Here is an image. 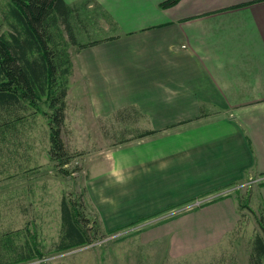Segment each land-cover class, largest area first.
<instances>
[{"label": "crops", "instance_id": "0c3cea01", "mask_svg": "<svg viewBox=\"0 0 264 264\" xmlns=\"http://www.w3.org/2000/svg\"><path fill=\"white\" fill-rule=\"evenodd\" d=\"M63 1L97 8L124 29L81 43L97 42L72 61L97 117L114 114L139 130L112 146L88 178L105 230L249 180V207L263 206L264 0H180L167 9L159 7L165 0H144L152 17L142 22L116 12L121 0ZM130 2L140 8L142 0ZM205 206L149 235L166 236L176 254L216 244L236 228L237 200Z\"/></svg>", "mask_w": 264, "mask_h": 264}, {"label": "rangeland", "instance_id": "374dc122", "mask_svg": "<svg viewBox=\"0 0 264 264\" xmlns=\"http://www.w3.org/2000/svg\"><path fill=\"white\" fill-rule=\"evenodd\" d=\"M9 1L0 0V34L12 30L8 23L12 20L4 18ZM116 12H122L123 18L126 15L141 22L152 17L151 8L144 0L140 8L130 0H121V11L117 8ZM78 15L80 21L76 20L74 33L79 44L124 30L117 25L116 18L113 20L110 15L114 24L108 22L97 8L80 9ZM79 49L82 48L77 45L68 46L72 61ZM74 72L73 64L61 129L69 156L67 165L59 166L49 157L50 112L44 99L37 113L26 114L0 139V237L8 233L16 251L26 252L30 243L37 252L28 261L12 264H264V260L257 262L252 257L254 239L256 236L264 239V205L255 209L249 207L248 195L252 189L248 184L228 189L239 209L236 228L216 244L199 251L176 254L166 236L153 237L149 233L161 228L164 221L173 222L171 220L203 209L209 203L180 213L172 209L166 213L169 215L105 230L94 209L90 191L87 192L88 178L95 165L100 167L112 146L135 138L139 130L126 129L129 123L114 120V114L97 117L98 113L92 111L87 102L83 82ZM62 199L78 214L87 244L58 250L62 236ZM6 252L7 258L13 259L14 252Z\"/></svg>", "mask_w": 264, "mask_h": 264}, {"label": "trees", "instance_id": "16d2710c", "mask_svg": "<svg viewBox=\"0 0 264 264\" xmlns=\"http://www.w3.org/2000/svg\"><path fill=\"white\" fill-rule=\"evenodd\" d=\"M179 1L165 0L159 7L167 9ZM82 5L85 7L87 2ZM7 6L4 18L12 20L8 22L12 30L0 34V139L26 114L37 113L44 99L50 112L49 157L59 166H65L69 163V156L61 129L65 120L68 78L73 71L68 46L84 48L97 42L78 43L74 27L79 20V9L63 0H10ZM61 222L58 250L87 244L84 226L78 223V214L64 199L61 201ZM16 250L8 233L2 234L0 264L28 261L37 254L30 243L26 252ZM6 251L14 252L13 259L7 258ZM252 257L257 262L264 260V239L260 236L254 239Z\"/></svg>", "mask_w": 264, "mask_h": 264}, {"label": "built area", "instance_id": "2783aa9c", "mask_svg": "<svg viewBox=\"0 0 264 264\" xmlns=\"http://www.w3.org/2000/svg\"><path fill=\"white\" fill-rule=\"evenodd\" d=\"M254 183V180H249L247 183H244L245 185L248 184V185H252ZM241 187V186H239ZM236 189H238V187H236ZM229 195L228 194V190L222 192V193H218V194H215L213 196H209V197H206V198H202V199H198L194 202H191L190 204L184 206V207H180V208H177V212L180 213V212H183L184 210H187V209H190V208H197V207H201L203 206L204 204H207V203H210L212 201H215L217 198H221V197H224V196H227ZM165 215H169V214H165Z\"/></svg>", "mask_w": 264, "mask_h": 264}]
</instances>
